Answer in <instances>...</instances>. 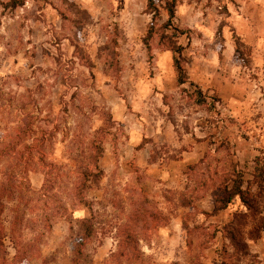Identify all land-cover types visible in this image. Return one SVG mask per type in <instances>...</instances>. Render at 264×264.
<instances>
[{
  "label": "rangeland",
  "instance_id": "374dc122",
  "mask_svg": "<svg viewBox=\"0 0 264 264\" xmlns=\"http://www.w3.org/2000/svg\"><path fill=\"white\" fill-rule=\"evenodd\" d=\"M156 3L153 19L148 0H0V264H76L86 220L78 264H264V191L259 215L216 210L229 174L264 168V0H178L183 85ZM93 140L102 175L83 203ZM141 204L162 218L122 257Z\"/></svg>",
  "mask_w": 264,
  "mask_h": 264
},
{
  "label": "trees",
  "instance_id": "16d2710c",
  "mask_svg": "<svg viewBox=\"0 0 264 264\" xmlns=\"http://www.w3.org/2000/svg\"><path fill=\"white\" fill-rule=\"evenodd\" d=\"M165 5L163 9L166 10L168 15L167 22L162 25L160 28L161 35L159 36V44L165 45L172 49V51L177 55L175 57L176 69L178 72V84L183 85L188 82L186 69L182 63V53L184 47L176 41L172 40L174 35L171 37L166 33L173 24L175 19V11L177 7L178 0H164ZM148 9L153 15V19H156L160 16V8L156 3V0H148ZM155 24V23H154ZM150 26L145 38V42L148 45L149 40L153 39L158 33V29L155 28V25ZM173 28V27H172ZM177 36V35H176ZM169 40V41H168ZM170 42V43H168ZM198 94H202V91L198 89ZM92 148L96 152L94 155H91V165L87 166L86 169L81 173V177L76 182L74 187L75 195L79 198V201L85 203L86 199L84 197L85 191L88 188L89 184L98 181L102 175V169L100 167V158L102 156V146L97 144L95 140L92 141ZM233 177L230 178V184H222L221 192L222 195L217 197L216 201V210L221 211L228 207L235 199H239L241 204L245 209L253 215H259V201L257 198L264 191V168L256 167L255 172L252 174L253 178L245 179L244 173L242 171L237 172L233 171L232 174H229ZM162 216L156 211H151L148 207L143 204L140 207L134 209L128 222L120 229V256L127 258H137L139 256V250L137 247V226H141V223L149 224V222H157L161 219ZM84 226V236L82 240L78 243L75 252L77 253L76 264H78L80 256L82 254V248L84 247L86 241L93 234V226L90 223V220H86L83 224ZM261 230L264 229V215L261 217L260 223Z\"/></svg>",
  "mask_w": 264,
  "mask_h": 264
},
{
  "label": "crops",
  "instance_id": "0c3cea01",
  "mask_svg": "<svg viewBox=\"0 0 264 264\" xmlns=\"http://www.w3.org/2000/svg\"><path fill=\"white\" fill-rule=\"evenodd\" d=\"M191 6V5H190ZM178 8V7H177ZM177 8H176V11H175V19L174 20H178V11H177ZM191 8V7H190ZM180 20V19H179ZM188 22V26H191L192 23L191 21H187ZM197 56H200V58L203 59V56L202 55H197ZM199 61L198 59H196V62H192L191 65H190V70H191V73L193 74L192 75V80H195V82L199 83L200 85H204V84H207L210 82V80L207 79V77L204 76L206 70L200 65V70L198 71V65ZM192 70L194 72H192ZM190 73V75H191ZM195 74L197 75H200V77H196L194 76ZM214 84V83H213ZM215 87H217V83L214 84ZM200 159L199 155L196 154V152L194 151H189V152H186V156L184 157L183 160H180V162H182L183 164L187 165V164H192L196 161H198Z\"/></svg>",
  "mask_w": 264,
  "mask_h": 264
}]
</instances>
